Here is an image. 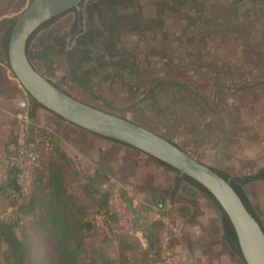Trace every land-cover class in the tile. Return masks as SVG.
<instances>
[{
    "label": "rangeland",
    "instance_id": "obj_1",
    "mask_svg": "<svg viewBox=\"0 0 264 264\" xmlns=\"http://www.w3.org/2000/svg\"><path fill=\"white\" fill-rule=\"evenodd\" d=\"M30 1L0 0V188L10 173L8 156L25 132H44L70 161L63 162L70 192L84 198V176L108 192L113 218L105 224L95 215L94 240L112 257L121 237L136 246L126 251L130 264H241L222 239L213 201L180 182L171 203L174 172L32 107L11 75L4 47L7 29ZM85 15L88 29L96 25L100 71L77 53L66 59L57 50L65 33L60 20L28 42L36 69L80 101L245 178L241 188L264 230V0H114ZM5 197L0 194V214L8 215ZM179 203L187 211L180 212ZM105 234L110 241L102 243Z\"/></svg>",
    "mask_w": 264,
    "mask_h": 264
},
{
    "label": "trees",
    "instance_id": "obj_2",
    "mask_svg": "<svg viewBox=\"0 0 264 264\" xmlns=\"http://www.w3.org/2000/svg\"><path fill=\"white\" fill-rule=\"evenodd\" d=\"M113 1L100 0L106 6ZM97 5L88 4L89 12L99 11ZM12 23L4 37L5 49ZM32 102L33 108L41 107L34 100ZM63 162L70 163L64 152L53 142L50 151L41 153L29 164L30 185L26 192L20 191L14 171L10 169L5 186L0 189L10 209L8 215L0 214V264H130L131 257L126 251L133 250L135 245L118 237L116 257H112L105 248L97 246L94 240L98 229L95 215L101 214L105 224H109L113 218L108 205V192L100 191L87 176H84L85 183L80 186V193L85 199L70 192L65 184ZM158 163L177 177L170 193V202H174L180 182L188 183L213 201L220 211L223 238L240 256L233 229L210 193L189 177L180 176L172 167ZM261 174L263 176L264 170ZM221 176L226 178L225 175ZM232 187L259 221L242 188L238 184H232ZM178 210L187 211V206L180 204ZM108 241L110 238L105 234L102 243ZM148 243L151 244V241Z\"/></svg>",
    "mask_w": 264,
    "mask_h": 264
},
{
    "label": "water",
    "instance_id": "obj_3",
    "mask_svg": "<svg viewBox=\"0 0 264 264\" xmlns=\"http://www.w3.org/2000/svg\"><path fill=\"white\" fill-rule=\"evenodd\" d=\"M84 0H31L12 23L6 47L7 66L29 97L53 115L83 130L129 146L177 170L205 188L226 215L244 264H264V230L232 187L209 164L140 124L73 97L41 74L28 57L30 37L48 20Z\"/></svg>",
    "mask_w": 264,
    "mask_h": 264
},
{
    "label": "flooded vegetation",
    "instance_id": "obj_4",
    "mask_svg": "<svg viewBox=\"0 0 264 264\" xmlns=\"http://www.w3.org/2000/svg\"><path fill=\"white\" fill-rule=\"evenodd\" d=\"M101 1H103V0H101ZM91 3L98 4L97 5L98 9L106 6L104 4H101L100 0H84L80 3V12H78L75 9H71V10H69L63 14H60V15L48 20L30 37L29 40H31V38L40 29H42L44 26L60 20L59 25L57 27H59L60 29H64L65 33L63 34L62 38L60 39L61 41L60 40L58 41L59 45L57 46V50L62 52L65 55L66 59L73 58L72 57L73 54L77 53L78 56H80V58H82L83 60H90L93 64V67L95 68V70L100 71V67L97 66V61H96L97 55H98L97 47L100 43V40H98L99 37H97L96 25H94L91 29H88L86 27L85 11H87V14L89 13L88 4H91ZM68 15H70V16H68ZM67 17H70V19H65ZM53 83L55 85H57L58 87H60L57 83H55V82H53ZM166 139H168V138H166ZM210 167H212L216 172L220 173L221 175H225L226 176L225 179H230L232 184H238L240 187H242L243 183L245 182V178H242V179H239L238 181H236L235 178L225 174L222 171L215 169L212 165H210Z\"/></svg>",
    "mask_w": 264,
    "mask_h": 264
},
{
    "label": "built area",
    "instance_id": "obj_5",
    "mask_svg": "<svg viewBox=\"0 0 264 264\" xmlns=\"http://www.w3.org/2000/svg\"><path fill=\"white\" fill-rule=\"evenodd\" d=\"M29 131V130H28ZM25 132L7 159L9 169L14 171V176L21 192H26L30 185L29 164L33 163L42 152L52 149L53 142L44 132Z\"/></svg>",
    "mask_w": 264,
    "mask_h": 264
},
{
    "label": "crops",
    "instance_id": "obj_6",
    "mask_svg": "<svg viewBox=\"0 0 264 264\" xmlns=\"http://www.w3.org/2000/svg\"><path fill=\"white\" fill-rule=\"evenodd\" d=\"M4 185H2L1 186V188L0 189H2V187H4L5 186V182L3 183ZM1 192V191H0ZM0 194H3V192H1ZM222 227V226H221ZM222 231H223V229H222ZM222 239L224 240V238L222 237ZM225 241V240H224ZM225 243H226V241H225ZM227 244V243H226ZM203 253V252H202ZM206 254H205V252L203 253V257L205 256ZM241 259V264H244V262H243V260H242V258H240ZM190 261V260H189Z\"/></svg>",
    "mask_w": 264,
    "mask_h": 264
}]
</instances>
